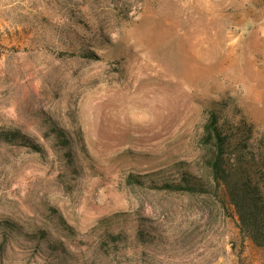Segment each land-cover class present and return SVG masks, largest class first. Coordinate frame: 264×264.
Wrapping results in <instances>:
<instances>
[{"label": "rangeland", "instance_id": "1", "mask_svg": "<svg viewBox=\"0 0 264 264\" xmlns=\"http://www.w3.org/2000/svg\"><path fill=\"white\" fill-rule=\"evenodd\" d=\"M212 110L264 149V0H0V130L41 147L0 142V264H264L227 199L150 186L206 177Z\"/></svg>", "mask_w": 264, "mask_h": 264}, {"label": "trees", "instance_id": "2", "mask_svg": "<svg viewBox=\"0 0 264 264\" xmlns=\"http://www.w3.org/2000/svg\"><path fill=\"white\" fill-rule=\"evenodd\" d=\"M88 56H93L88 53ZM67 156L72 158L71 140L61 129H56ZM253 125L235 122L217 110L210 111L203 125L200 139L203 154L201 160L206 172L199 178L188 170L179 169L174 180L151 181L154 189L175 193H206L227 199L237 214V226L241 236L255 246L264 248V149L251 142ZM0 142L18 143L33 150H41L19 130H0ZM131 182L145 185L141 177L130 175ZM221 193V194H220ZM40 232V237H45ZM139 235L145 238L143 230ZM105 242L118 245L124 241L122 233L106 232Z\"/></svg>", "mask_w": 264, "mask_h": 264}]
</instances>
